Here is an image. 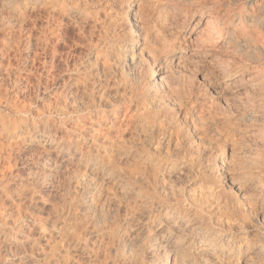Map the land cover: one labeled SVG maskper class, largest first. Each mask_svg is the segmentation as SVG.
Masks as SVG:
<instances>
[{"label":"rangeland","instance_id":"obj_1","mask_svg":"<svg viewBox=\"0 0 264 264\" xmlns=\"http://www.w3.org/2000/svg\"><path fill=\"white\" fill-rule=\"evenodd\" d=\"M147 1L160 36L133 62L120 20L107 30L93 22L61 28L55 43L13 9L24 0L0 4V264H222L219 244L239 224L262 145L264 93L254 106L238 94L227 101L229 92L203 77L212 69L206 58L173 63L176 42L157 17L172 6L218 12L215 60L245 77L257 73L253 82L264 86V0ZM159 67L170 71L171 91L155 84ZM157 130L164 145L152 144Z\"/></svg>","mask_w":264,"mask_h":264},{"label":"bare ground","instance_id":"obj_2","mask_svg":"<svg viewBox=\"0 0 264 264\" xmlns=\"http://www.w3.org/2000/svg\"><path fill=\"white\" fill-rule=\"evenodd\" d=\"M192 1V0H190ZM189 1V2H190ZM206 1V0H205ZM209 1V0H208ZM207 1V2H208ZM211 1V0H210ZM170 2V1H169ZM171 3V2H170ZM187 3V1L185 2ZM203 3V2H202ZM143 4L144 7L141 10V8L138 7L137 9V18L134 20L136 27L138 28L139 33L142 34V40L143 44L142 45H137V46H131V50L132 54L130 57V60L136 61L135 57L136 55L143 54L147 49H148V45L153 41V37L157 38L159 37V33L160 30H154L152 29V26H150V10L148 9V7H150V5L148 4L147 0H143ZM220 4V3H219ZM224 4V3H222ZM226 4V3H225ZM185 4H183L184 7ZM191 5V4H190ZM217 5V4H216ZM215 5V7H216ZM158 6V5H157ZM165 6V5H164ZM188 6V5H186ZM209 6V5H208ZM173 7V6H172ZM167 7V8H163L162 10L158 11V17H157V22L159 24L162 25V28L167 29L168 34L170 33L172 35V38L174 42H176L174 48L177 49V54H175L172 58V62L173 63H177L179 64L180 62H184V60L190 61L192 62V60H188V59H193L195 61H197L198 58H206V60L210 63H212V69H210V74L209 72H206L203 76L205 80H207L209 77L211 78V76H213L214 79L211 80V83L215 86H219L228 91L226 93H228L229 95H227V101L228 100H232L235 97L233 96L234 94H238L237 96L240 95L239 99L240 101H242V103L244 105H249V106H254V103L256 102V99L260 100L261 97L263 96L264 93V86H262V84L260 83H254L253 80L254 78L257 76V73L253 72L249 75H247L246 77L244 76V72L242 73L241 71H239V69L235 72H232L233 70H229V68H226V64H222L219 63L218 61H216L219 57L216 56L217 53V46L219 44V42L221 41V34H222V29H221V22H220V16L218 14V12H215L214 14H211L209 12H201L199 13V15L197 14V12H191L189 10V12L183 9H177L175 8V10L173 8ZM191 7V6H190ZM199 7V6H198ZM230 7V6H229ZM159 8V7H158ZM194 9V8H193ZM198 9V8H197ZM196 9V10H197ZM213 9V8H212ZM213 12V11H212ZM262 12V11H261ZM221 15V14H220ZM153 16V15H152ZM157 16V15H156ZM227 16V15H226ZM229 17V16H228ZM224 19V18H223ZM230 19V18H229ZM229 21V20H228ZM237 21V20H236ZM117 24V23H116ZM115 25V24H114ZM227 25V24H226ZM235 26V25H234ZM115 27V26H114ZM134 28V27H133ZM122 29V28H121ZM158 29V28H157ZM247 29V28H246ZM252 30V29H251ZM254 31V30H253ZM237 32V31H236ZM63 33V32H62ZM61 33V34H62ZM64 34V33H63ZM167 34V33H166ZM169 34V35H170ZM139 35V34H138ZM170 35V36H171ZM238 35V34H237ZM224 36V35H223ZM159 39V38H158ZM157 39V40H158ZM164 39V38H163ZM227 39V38H226ZM139 41V40H138ZM156 41V40H155ZM155 43V42H154ZM165 43V41H164ZM224 43V42H223ZM168 43L166 42L165 45H167ZM227 44V43H226ZM161 46V45H160ZM228 46V45H227ZM157 47V46H156ZM166 47V46H165ZM223 47V46H222ZM222 47L221 51L222 50ZM158 48V47H157ZM167 48V47H166ZM173 48V50H171V52L175 51V49ZM229 48V47H228ZM128 50V49H127ZM126 50V51H127ZM227 50V49H226ZM225 51V50H224ZM157 52V51H156ZM166 52V51H165ZM158 53V52H157ZM219 55L222 53H220V51H218ZM234 53V52H233ZM130 54V53H129ZM166 54V53H165ZM226 54V53H223ZM146 55V53H145ZM155 55V54H154ZM140 56V55H139ZM153 56V55H152ZM127 57V55H126ZM147 57V55L145 56ZM217 58V59H216ZM230 58V57H229ZM140 59V58H139ZM149 59V58H148ZM216 59V60H215ZM154 60V59H153ZM219 60V59H218ZM229 60V59H228ZM226 60V61H228ZM233 60V59H231ZM149 61V60H148ZM237 61V60H236ZM102 62V61H101ZM139 62V61H138ZM205 62V61H202ZM224 62V61H223ZM140 63V62H139ZM197 63V62H196ZM209 63V64H210ZM233 63V62H231ZM246 63V62H245ZM129 64V63H128ZM156 64V63H154ZM175 64V65H177ZM133 65V63H132ZM135 65V64H134ZM133 65V66H134ZM182 65V64H181ZM192 65V64H191ZM233 65V64H230ZM229 65V66H230ZM235 65V64H234ZM103 66V64H102ZM121 66V65H120ZM147 66V65H146ZM206 67L209 66L205 65ZM129 67V66H128ZM154 67V66H153ZM166 67V66H165ZM177 67V66H176ZM194 67V66H193ZM232 67V66H230ZM102 68V67H101ZM136 68V67H135ZM156 68V67H155ZM154 68V69H155ZM164 68V67H163ZM160 68L158 69V71L160 72L159 74H156V78H155V84L157 86L161 85L162 90H165V87L169 88V90L171 91L170 86V78H171V73L170 71H168L166 68L163 69ZM181 68V67H180ZM233 68V67H232ZM239 68V67H238ZM248 68V67H247ZM255 68V67H254ZM253 68V69H254ZM257 68V67H256ZM126 69V68H125ZM186 69V68H185ZM202 69V68H201ZM205 69V68H204ZM251 69V68H250ZM261 69V68H260ZM157 70V69H155ZM183 70V69H182ZM208 70V69H207ZM247 70V69H246ZM126 72V71H125ZM147 72V70H146ZM201 72V71H200ZM249 72V71H248ZM264 72V71H263ZM259 73V72H258ZM179 74V73H178ZM181 74V72H180ZM184 74V73H183ZM182 74V75H183ZM177 75V74H176ZM130 76V75H129ZM178 76V75H177ZM207 79H206V78ZM244 77V78H243ZM141 78V77H140ZM257 78V77H256ZM259 78V77H258ZM264 78V76L262 77ZM261 78V79H262ZM200 80H203L202 78ZM210 80V79H209ZM257 81H259L258 79H256ZM255 81V80H254ZM264 81V80H263ZM170 82V83H169ZM198 82V81H197ZM194 82V83H197ZM207 82V81H206ZM209 83V82H208ZM207 83V84H208ZM163 84V85H162ZM173 84V83H172ZM175 84V83H174ZM173 84V85H174ZM188 84V83H187ZM210 84V83H209ZM176 85V84H175ZM174 85V86H175ZM212 85V86H213ZM147 86V85H146ZM165 86V87H164ZM183 86H185L183 84ZM198 86V85H197ZM209 87V85H208ZM188 88V87H186ZM197 88V87H196ZM200 88V87H199ZM211 89V88H210ZM221 89V88H220ZM219 89V90H220ZM222 89V90H223ZM155 90V89H154ZM161 90V91H162ZM196 90V89H194ZM200 90V89H198ZM221 90V91H222ZM137 91V90H136ZM214 91H217L214 89ZM219 92V91H218ZM224 91H222L221 93L218 94H223ZM167 93V92H166ZM169 93V92H168ZM197 93V92H196ZM202 93V92H201ZM195 95V94H194ZM226 95V94H225ZM204 96V95H203ZM236 96V99H237ZM131 97V96H130ZM138 97V96H137ZM146 97V96H145ZM168 97V96H167ZM223 97V95H222ZM194 98V97H193ZM203 98V97H202ZM220 98V96L218 97ZM167 99V98H166ZM221 99V98H220ZM128 100V99H127ZM193 100V99H192ZM197 100V99H196ZM201 100V99H200ZM225 100V101H226ZM235 100V99H234ZM257 100V101H258ZM121 101V100H120ZM185 101V100H184ZM199 101V100H198ZM213 101V100H212ZM211 101V102H212ZM215 101V100H214ZM217 101V100H216ZM224 101V102H225ZM238 101V99H237ZM239 101V102H240ZM262 99L259 101L261 102ZM125 102V101H123ZM132 102V101H131ZM218 102V101H217ZM258 102V103H259ZM122 103V102H121ZM140 103V102H139ZM192 103V102H190ZM197 103V102H196ZM213 103V102H212ZM215 103V102H214ZM226 103V102H225ZM117 104V103H115ZM126 104V102H125ZM134 104V103H133ZM172 104V102H171ZM228 104V103H227ZM226 104V105H227ZM118 105V104H117ZM123 105V104H122ZM137 105V104H136ZM159 105V104H158ZM186 105V103H185ZM195 104H193L194 106ZM233 105V104H232ZM238 105V104H237ZM241 105V104H240ZM242 105V106H244ZM261 105V104H260ZM263 105V104H262ZM102 106V105H101ZM104 106V105H103ZM121 106V105H120ZM178 106V105H177ZM188 106V105H187ZM204 106V105H203ZM215 106V105H214ZM213 106V107H214ZM231 106V105H230ZM235 106V105H234ZM248 106V107H249ZM264 106V105H263ZM262 106V107H263ZM109 107V106H108ZM147 107V106H146ZM175 107V106H173ZM202 107V106H201ZM233 107V106H232ZM239 107V106H238ZM238 107H233L236 108V110L238 109ZM258 107V106H257ZM110 108V107H109ZM189 108V107H188ZM197 108V107H196ZM216 108V107H215ZM228 108V106H227ZM243 108V107H242ZM255 108V107H252ZM264 108V107H263ZM262 108V110H263ZM166 109L170 110V106L167 105ZM183 110V108H180ZM207 109V108H206ZM245 109V108H244ZM127 110V109H126ZM154 110V109H153ZM168 110V111H169ZM226 110V109H225ZM232 110V109H231ZM256 110V109H255ZM258 110V109H257ZM261 110V109H260ZM259 110V112H261ZM151 111V109H150ZM208 111V110H207ZM211 111V109H210ZM216 111H218L216 109ZM233 111V110H232ZM239 111V109L237 110ZM246 111V110H245ZM244 111V112H245ZM264 111V110H263ZM184 112V111H183ZM195 112V111H194ZM201 112V111H200ZM200 112L197 114H200ZM222 112V111H221ZM236 112V111H235ZM240 112V111H239ZM122 113V112H121ZM124 113V112H123ZM142 113V112H141ZM140 113V114H141ZM218 113V112H217ZM231 113V112H230ZM238 113V112H237ZM246 113V112H245ZM264 113V112H263ZM120 111L116 112V115H119ZM186 114V113H184ZM234 114V113H233ZM242 114V112H241ZM190 115V114H189ZM240 115V114H239ZM264 115V114H263ZM183 116V115H182ZM198 116V115H197ZM201 116V115H200ZM217 116V115H216ZM215 116V117H216ZM260 116V115H259ZM96 117V116H95ZM122 117V116H121ZM166 117V116H165ZM192 117V116H191ZM199 117V116H198ZM198 117H196L198 119ZM238 117V116H237ZM246 117L248 119H251V115L247 114ZM124 118V117H123ZM122 118V119H123ZM162 118V117H161ZM185 118V117H184ZM202 118V117H201ZM222 118V117H221ZM236 118V117H235ZM246 118V119H247ZM256 118V117H255ZM113 119V118H112ZM156 119V118H155ZM191 119V118H190ZM194 119V118H193ZM200 119V118H199ZM208 119V118H207ZM210 119V118H209ZM208 119V120H209ZM213 119V118H212ZM174 120V119H173ZM182 120V119H181ZM201 120V119H200ZM256 120V119H255ZM158 121V120H157ZM185 121V120H184ZM190 121V120H189ZM196 121V120H195ZM220 121V120H219ZM248 121V120H247ZM202 122V121H201ZM205 122V120L203 121ZM215 122V121H214ZM253 122V121H252ZM264 122V121H263ZM125 123V122H124ZM129 123V122H128ZM193 123V122H192ZM192 123H188L190 125H192ZM221 123V122H220ZM250 123V122H249ZM78 124V123H77ZM120 124V123H119ZM133 124V123H132ZM212 124V123H211ZM226 124V123H225ZM223 124V125H225ZM248 124V122H247ZM261 124V123H260ZM79 125V124H78ZM110 125V124H109ZM119 126V125H118ZM143 126V125H142ZM194 127V125H192ZM221 126V125H220ZM106 127V125H105ZM126 127V126H124ZM171 127V126H170ZM199 127V126H198ZM227 127V126H226ZM251 127V125L249 126ZM216 128V127H215ZM224 128V127H223ZM260 128V127H259ZM196 129V128H195ZM194 130V129H193ZM192 130V131H193ZM197 130V129H196ZM208 130V129H207ZM209 131V130H208ZM206 131V133L208 132ZM251 130H249L250 132ZM116 132V131H115ZM114 132V133H115ZM121 132V131H120ZM131 132V131H130ZM171 132V131H170ZM203 132V131H202ZM205 132V131H204ZM215 132V131H214ZM103 133V132H102ZM156 135H154L152 137V144H157V145H161L163 144L162 138L160 137L161 131L157 130ZM168 133V132H167ZM179 133V132H178ZM194 133V132H193ZM205 133V134H206ZM228 133V132H227ZM226 133V135H227ZM65 134V133H64ZM202 134V133H201ZM253 134V132H252ZM138 135V134H137ZM198 135V134H197ZM239 135V134H238ZM73 136V135H72ZM77 136V135H76ZM114 136V135H113ZM195 136V135H194ZM199 136V135H198ZM230 136V135H229ZM201 137V136H200ZM256 136H253L252 138H254ZM83 138V137H82ZM106 138V137H105ZM149 138V137H148ZM237 138V137H236ZM240 138V137H239ZM60 139V138H59ZM155 139V140H154ZM170 139V138H168ZM61 140V139H60ZM261 140L262 142H260L261 147L260 149H258L255 153L256 157L253 159L252 162V166L254 171H252L250 173V177L248 178V182H249V186L250 191L248 193V197L245 200V203L242 205V207L244 208V212H241V219L239 221V224L237 225V227H235V223H234V227L232 226V228L234 229V233L233 235H231L232 233H230L227 237L225 238L222 237V242L219 244V251L218 253V257L221 261L222 264H233V257L237 255V246L240 244H244V247L247 248L249 245L253 246L254 249L256 251L259 250V246L261 244H264V133L261 136ZM260 140V141H261ZM87 141V140H86ZM167 141V140H166ZM186 141V140H185ZM235 141V140H234ZM254 141L257 142V140L255 139ZM259 141V139H258ZM88 142V141H87ZM109 142V141H108ZM253 142V141H252ZM104 143V142H103ZM139 143V142H138ZM167 143V142H166ZM186 143V142H185ZM255 143V142H254ZM64 144V143H63ZM87 143H85L86 146ZM129 144V143H128ZM141 145V144H140ZM164 145V144H163ZM184 145V144H183ZM255 145V144H254ZM258 145V143H257ZM95 147V146H94ZM150 147V146H149ZM189 147V145H188ZM254 147V146H253ZM257 147V146H256ZM71 148V147H70ZM187 148V147H186ZM152 150V149H151ZM164 150V149H163ZM166 150V149H165ZM190 150V149H189ZM255 150V149H254ZM150 151V150H149ZM153 151V150H152ZM252 152V151H251ZM250 152V153H251ZM164 153V152H163ZM149 154V153H148ZM170 154V153H169ZM252 154V153H251ZM250 154V155H251ZM163 155V154H162ZM231 155V154H230ZM243 155H245L243 153ZM254 155V154H253ZM114 157V156H112ZM243 158V157H242ZM253 158V157H252ZM110 159V158H109ZM244 159V158H243ZM99 162V161H98ZM111 162V161H110ZM187 162V161H186ZM231 164V163H230ZM251 164V163H248ZM140 165V164H139ZM149 165V164H148ZM153 166V165H152ZM96 168V167H95ZM246 168V167H245ZM251 168V167H250ZM91 169V168H90ZM252 169V168H251ZM247 170V168H246ZM181 174V173H180ZM165 175V174H164ZM235 175V174H234ZM244 175V174H243ZM108 177V176H107ZM242 177V176H241ZM237 178V175H236ZM235 178V179H236ZM240 178V177H239ZM243 180V179H242ZM236 181V180H234ZM246 182V181H245ZM233 183V182H232ZM239 184V183H238ZM118 186V185H117ZM242 186V185H241ZM247 186V187H249ZM127 187V186H126ZM240 187V186H239ZM238 187V189H240ZM242 188V187H241ZM237 190V189H236ZM246 190V189H245ZM244 190V191H245ZM241 191V189H240ZM198 192V191H197ZM212 192V191H210ZM202 193V192H200ZM212 195V194H211ZM246 195V194H244ZM204 196V195H203ZM202 196V197H203ZM208 196V195H207ZM243 196V195H242ZM241 196V198H242ZM205 197V196H204ZM244 197V196H243ZM243 199V198H242ZM142 200V199H141ZM140 200V201H141ZM181 200V198H180ZM244 200V199H243ZM95 202V201H94ZM191 202V201H189ZM157 204V203H156ZM189 204V203H188ZM219 204V203H218ZM239 204V203H238ZM141 205V204H140ZM237 205V203H236ZM156 206V205H155ZM202 206V205H200ZM224 206V205H223ZM139 207V206H138ZM141 207V206H140ZM208 207V206H205ZM204 207V208H205ZM229 207V206H228ZM233 207V206H232ZM161 208V207H160ZM220 208V207H219ZM234 208V207H233ZM138 209V208H137ZM225 209V208H224ZM165 210V209H164ZM201 210V209H200ZM223 210V209H222ZM157 211V210H156ZM229 211V210H227ZM222 212V211H221ZM236 212V211H235ZM240 212V211H239ZM238 212V213H239ZM206 213V212H205ZM176 214V213H175ZM174 214V215H175ZM153 215V214H152ZM150 216V215H149ZM208 216V215H207ZM220 216V215H219ZM223 216V215H222ZM255 216V217H254ZM174 217V216H173ZM180 217V216H179ZM211 217V216H210ZM237 217V216H236ZM170 218V217H169ZM223 218V217H222ZM140 219V218H139ZM185 219V217H184ZM141 220V219H140ZM139 220V221H140ZM146 220V218H145ZM234 220V219H233ZM252 220V221H251ZM172 221V220H171ZM251 221V222H250ZM165 222V221H164ZM211 223H213L212 221H210ZM172 223V222H171ZM230 223V222H229ZM152 224V223H151ZM180 224V223H179ZM178 224L173 223L172 225H170V227L168 228V231L171 232L173 231L176 226ZM185 225V224H184ZM131 227V226H130ZM133 227V226H132ZM179 227V226H178ZM228 228V227H227ZM231 228V227H230ZM141 229V228H140ZM139 229V231H140ZM163 229V228H162ZM165 229V228H164ZM163 229V230H164ZM179 229V228H178ZM131 230V229H130ZM146 230V229H145ZM144 230V231H145ZM183 230V229H182ZM200 230V229H199ZM224 230V229H223ZM160 231V230H159ZM143 232V231H142ZM166 232V231H165ZM213 232V231H212ZM227 232V231H225ZM162 233V232H161ZM146 234V233H145ZM163 234V233H162ZM217 234V233H216ZM149 235V234H148ZM200 235V234H199ZM157 236V235H156ZM223 236V235H222ZM191 237V236H190ZM189 237V238H190ZM220 238V237H219ZM155 239V237H154ZM157 239V238H156ZM167 239V238H166ZM170 239V238H169ZM219 240V239H218ZM187 242V241H186ZM199 242V241H198ZM247 242V243H245ZM166 244V242H164ZM174 243V242H173ZM200 244V243H199ZM204 247L201 249V252L203 255H210V253H212V249L209 247V244L207 245H203ZM212 246V245H211ZM179 248V247H178ZM213 248V247H212ZM195 249V248H194ZM217 249V250H218ZM200 252V251H199ZM216 253V252H214ZM216 255V254H213ZM172 256V255H171ZM176 256V254H175ZM214 257V256H213ZM144 258V257H143ZM202 258V257H201ZM212 260V259H211ZM173 261V260H172ZM241 264H244V261H241Z\"/></svg>","mask_w":264,"mask_h":264},{"label":"clouds","instance_id":"obj_3","mask_svg":"<svg viewBox=\"0 0 264 264\" xmlns=\"http://www.w3.org/2000/svg\"><path fill=\"white\" fill-rule=\"evenodd\" d=\"M0 4L8 6L7 0H0ZM24 4L23 8L20 3H14L12 7L23 19L32 21L34 31L46 30L49 41L55 43H59L62 39L59 34L61 28L73 27L81 30L82 26L93 22L94 25H101L107 30V26L117 20L124 22L127 31L123 33L122 39L127 40L130 47L133 42L141 38L132 30L127 18L129 16L133 20L137 18L138 7L141 10L144 7L143 0H93L92 3L88 0H24ZM79 34L81 33L78 32ZM213 150L214 146L210 145L207 149L209 157L212 156ZM208 164L211 165V159L208 160ZM242 260L244 264H264V244L259 246L258 251L251 245L247 248L244 244L238 245L233 264H241Z\"/></svg>","mask_w":264,"mask_h":264}]
</instances>
